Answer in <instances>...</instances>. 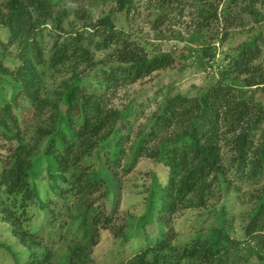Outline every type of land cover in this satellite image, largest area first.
I'll return each mask as SVG.
<instances>
[{"label":"trees","instance_id":"trees-1","mask_svg":"<svg viewBox=\"0 0 264 264\" xmlns=\"http://www.w3.org/2000/svg\"><path fill=\"white\" fill-rule=\"evenodd\" d=\"M106 1L110 11L91 19L85 10L62 7L60 0H0V27L7 34L0 54V153L5 152L0 155V220L27 251L24 264H96L92 254L100 230L115 238L145 237L147 244L122 264H230L242 243H253L251 255L256 264H264V193L243 218L244 240L232 237L224 218L230 195L241 191L237 184L264 183L261 31L223 59L216 82L201 94L167 93L145 130L127 145L135 113L110 106L108 92L173 68L176 58L150 52L131 31L116 26L114 14L128 19L136 0ZM182 1L157 0L155 9L162 12ZM214 2L203 1L197 34L218 21L225 30L244 26V16L260 21L257 5L262 0H226L220 11ZM70 15L81 23L66 30ZM162 17L156 14L155 20ZM225 38L222 33L218 40ZM11 48L14 69L4 64ZM214 50L201 45L195 62H210ZM96 52L105 53L99 67ZM86 71L99 73L93 76L95 90L83 83ZM56 75L66 77L47 86ZM5 85L11 88L9 97ZM18 98L32 108L28 121L20 122L14 113ZM94 157L100 160L95 166ZM140 158L161 164L167 178L163 183L154 178L143 213L120 223L119 191L112 186ZM211 199H216L213 207L223 217L221 223L175 244L173 217L206 208ZM31 214L44 226L36 227ZM151 221L156 223L153 238L146 232Z\"/></svg>","mask_w":264,"mask_h":264},{"label":"rangeland","instance_id":"rangeland-1","mask_svg":"<svg viewBox=\"0 0 264 264\" xmlns=\"http://www.w3.org/2000/svg\"><path fill=\"white\" fill-rule=\"evenodd\" d=\"M203 1L183 0L180 5L157 12L155 9L157 0H136L134 11L128 19L122 13L114 14L116 26L126 31H131L150 52L171 53L176 58V64L173 68L154 73L149 78L135 84L118 87L114 91L108 92L107 102L110 106L120 110L130 107L132 112L135 113L129 119L130 140L127 145L133 141L139 131L145 130L149 123V117L156 108V104L160 103L167 93L189 97L201 94L208 86L216 82L219 72L226 63L223 59L233 49L248 41L252 34L258 30L261 31L264 37V0L257 5V12L260 16L259 22L255 23L244 16V26L225 30L222 22L218 21L211 24L203 33L197 34L195 32L196 22L198 21L197 16L198 11L202 8ZM214 3H219L218 9L220 11L226 5V0H215ZM60 4L71 12L77 9L85 10L89 13L91 19L108 13L112 7L106 0H60ZM156 14L164 15L161 21L155 20ZM80 23L81 21L70 15L64 24V28L69 30L80 25ZM47 30H52L51 26H47ZM222 33H226V38L220 43L218 38ZM6 35V31L0 27V54L3 51L1 43L5 42ZM49 39L47 36L46 40L48 41ZM205 43L209 44L212 49L215 48L214 59L208 63L195 62L196 51ZM188 48L194 51L190 54ZM14 51V48H11L4 56V64L11 69H14L17 65L14 59ZM104 55V52L95 53L96 67L101 66L99 61L103 59ZM190 55L191 57L187 58ZM181 57L187 58V61L185 62ZM259 63L264 65V53ZM97 75L99 73L86 71L82 76L83 83L88 89L95 90V82L93 80L95 77L93 76ZM56 76H54L53 80H48L47 86H55L61 79L66 77ZM3 90L9 97L11 88L5 85ZM16 104L17 108L14 113L19 121H28L32 109L30 104L22 98H18ZM2 153L0 155L5 154V152ZM99 161L96 157L92 159L94 166ZM42 173L39 174L38 179L43 178ZM117 178L120 179L118 186L116 183L112 187L114 189L117 188L119 191L116 214L118 221L122 223L126 221V218H130V221L136 220L143 213V200L148 194L149 187L154 184L153 179L156 178L159 183H163L167 178V171L161 164L151 159L140 158L129 174L126 176L119 174ZM237 185L241 188V191L238 194L230 195L224 218L232 237L237 241H242L245 239L242 232L243 218L253 205L255 197L264 193V183L259 185ZM214 203L217 204L216 199H211L207 203L206 208L183 210L173 217L172 226L177 233L175 244H182L193 237L197 231L205 230L210 226L221 223L223 217L214 211ZM41 216L43 215L40 214V220ZM45 217L43 219H48V216ZM35 219L36 216L32 215L31 221L33 222ZM60 219L62 218L59 216L57 222H54L57 230L59 229ZM36 220L38 222L34 224L39 227L42 222L39 223V218ZM42 226L44 225L42 224ZM155 229L156 223L154 221L149 222L146 232L150 238H153ZM144 238L142 234L136 238H115L108 230H100V239L92 254L93 261L96 264H122L131 259L147 244ZM56 242L57 240L53 243ZM252 245L253 243L239 244L233 250L229 263L256 264V259L251 255L248 248V246L252 247ZM26 254L27 251L18 242L17 238L12 235L8 224L0 220V264H24Z\"/></svg>","mask_w":264,"mask_h":264}]
</instances>
